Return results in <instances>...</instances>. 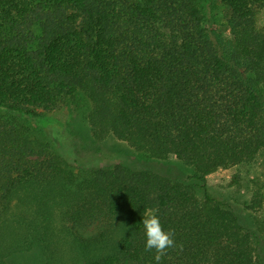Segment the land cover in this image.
I'll use <instances>...</instances> for the list:
<instances>
[{
  "label": "trees",
  "instance_id": "1",
  "mask_svg": "<svg viewBox=\"0 0 264 264\" xmlns=\"http://www.w3.org/2000/svg\"><path fill=\"white\" fill-rule=\"evenodd\" d=\"M263 14L264 0H0V264L33 248L44 264H262L207 178L264 151ZM79 95L95 139L174 156L197 183L74 167L28 120L44 129Z\"/></svg>",
  "mask_w": 264,
  "mask_h": 264
},
{
  "label": "rangeland",
  "instance_id": "2",
  "mask_svg": "<svg viewBox=\"0 0 264 264\" xmlns=\"http://www.w3.org/2000/svg\"><path fill=\"white\" fill-rule=\"evenodd\" d=\"M227 17L228 11L221 5L210 14L217 26L225 23ZM219 29L223 28L219 26ZM90 109V101L84 95H79L56 110L51 116L54 123L46 125L44 129L37 120L28 121L36 137L52 142L54 148L77 169L112 167L122 163L136 169L152 170L172 179L197 183L191 179L194 168L174 156L164 160L151 158L113 135L104 140L95 139L88 121ZM195 188L198 195L203 196L200 185ZM207 190L213 198L233 208L242 226L253 234L264 264V151L253 163L219 169L210 174ZM255 199H261V202L253 208ZM7 261L8 264H44L45 257L40 250L33 248L28 252L14 253Z\"/></svg>",
  "mask_w": 264,
  "mask_h": 264
}]
</instances>
